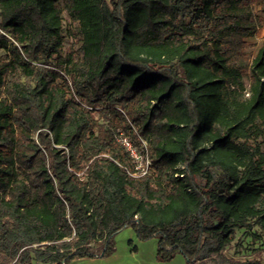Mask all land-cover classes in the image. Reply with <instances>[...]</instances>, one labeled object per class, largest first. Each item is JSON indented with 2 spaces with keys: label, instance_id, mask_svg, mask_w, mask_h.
Segmentation results:
<instances>
[{
  "label": "trees",
  "instance_id": "obj_1",
  "mask_svg": "<svg viewBox=\"0 0 264 264\" xmlns=\"http://www.w3.org/2000/svg\"><path fill=\"white\" fill-rule=\"evenodd\" d=\"M263 26L264 0H0V264L128 225L162 262L264 264Z\"/></svg>",
  "mask_w": 264,
  "mask_h": 264
},
{
  "label": "rangeland",
  "instance_id": "obj_2",
  "mask_svg": "<svg viewBox=\"0 0 264 264\" xmlns=\"http://www.w3.org/2000/svg\"><path fill=\"white\" fill-rule=\"evenodd\" d=\"M261 8V4L256 6V10ZM67 25L68 20L65 18ZM264 39V26L248 38L247 51L254 56L257 48ZM71 39L66 36L62 49V54L67 55L70 51ZM140 142V139H138ZM142 145V142H141ZM237 239L241 247L237 248L240 254L247 253L259 246L261 240L253 241L249 235L238 231ZM158 237L151 236L145 239L138 237L136 229L128 225L117 232L113 237V250L105 256H90L74 258L67 264H186L184 257L180 253H174L173 257L167 261H159L157 257ZM229 252H233L230 250Z\"/></svg>",
  "mask_w": 264,
  "mask_h": 264
},
{
  "label": "built area",
  "instance_id": "obj_3",
  "mask_svg": "<svg viewBox=\"0 0 264 264\" xmlns=\"http://www.w3.org/2000/svg\"><path fill=\"white\" fill-rule=\"evenodd\" d=\"M120 142L125 146L126 150L130 153V155L137 162H139L137 165V169L140 170V174H144L148 169V161H146L145 163H142L140 161V155L129 139L123 137L120 139ZM142 145H145L144 141H142Z\"/></svg>",
  "mask_w": 264,
  "mask_h": 264
}]
</instances>
